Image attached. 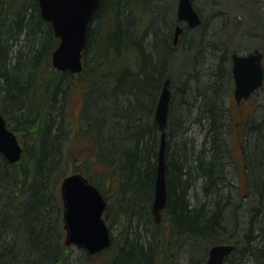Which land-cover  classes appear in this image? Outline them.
I'll list each match as a JSON object with an SVG mask.
<instances>
[{
    "label": "trees",
    "instance_id": "16d2710c",
    "mask_svg": "<svg viewBox=\"0 0 264 264\" xmlns=\"http://www.w3.org/2000/svg\"><path fill=\"white\" fill-rule=\"evenodd\" d=\"M230 1L242 3L230 10L233 23L226 39L218 32L206 37L203 19L187 28L174 48L170 33L162 32L170 31L173 0H148L159 20L146 32L134 27L136 20L147 19L142 0H111L113 14L106 17L102 13L109 0H102L95 14L98 28L88 34L85 67L73 74L52 65L60 40L42 18L38 0H0V101L5 115L16 114L15 128L32 136L35 131L33 144L25 140L19 162L10 163L0 152V264H72L64 240L61 182L55 175L60 168L68 170L71 157L76 160L71 172L85 174L108 200L107 219L123 223L108 264H179L180 250L187 264H206L208 249L225 240L221 234L232 222L243 230V239L225 264H264V118L248 125L244 135L247 191L240 203L230 194L235 183L227 165L232 150L225 120L231 107V52L239 50L230 44L264 35V4L255 9L246 6L249 0L221 3L229 6ZM233 24L238 31L230 30ZM168 74L173 92L166 145L168 204L157 223L152 204L161 129L155 112ZM73 84L82 92L85 127L77 132L80 149L68 147L61 156L66 144L58 118ZM195 125L203 130L200 138L191 133ZM243 218L250 224L242 229ZM115 240L113 234L112 245ZM84 252L90 260L97 255Z\"/></svg>",
    "mask_w": 264,
    "mask_h": 264
},
{
    "label": "water",
    "instance_id": "95a60500",
    "mask_svg": "<svg viewBox=\"0 0 264 264\" xmlns=\"http://www.w3.org/2000/svg\"><path fill=\"white\" fill-rule=\"evenodd\" d=\"M41 15L50 21L55 35L60 38L59 45L52 53L53 65L62 71L79 72L83 68V50L87 44L90 21L101 0H38ZM178 17L189 27L201 24V17L192 0H179ZM183 26L176 28L174 42L177 43ZM264 53L255 49L248 54L233 53V74L235 78V97L238 102L248 98L264 83ZM171 80L163 84L156 109V121L162 131L159 162L155 184L152 214L161 222L162 211L168 204L166 145L172 99ZM0 151L10 162L21 158L23 148L14 131L7 127L0 107ZM61 193L64 200V221L67 229L66 244H76L90 253H97L112 244L111 229L103 217L107 200L101 191L83 173L66 176L62 182ZM235 246L217 244L210 249L208 264H222Z\"/></svg>",
    "mask_w": 264,
    "mask_h": 264
},
{
    "label": "rangeland",
    "instance_id": "374dc122",
    "mask_svg": "<svg viewBox=\"0 0 264 264\" xmlns=\"http://www.w3.org/2000/svg\"><path fill=\"white\" fill-rule=\"evenodd\" d=\"M127 1H129L130 3L131 0H126V2ZM178 1L179 0H173V9H174L175 17H176V12H177L176 8L178 5ZM221 1L223 0H194L196 6L200 9V12L205 21V24H204L205 30L203 32L208 33L206 37L209 36V34H211L212 32H218V35L220 37L225 38L227 36V33L229 32L228 25L231 22L233 23V18L230 16V10L234 8V6H236L238 3L240 4L242 3L240 1L237 3H235V1H230L231 3L229 4V6L228 5L225 6V5H222L223 3H221ZM148 3H149L148 0H142L140 10H141V13L143 14V17L147 19H145L144 21L140 23L138 22V20H136L134 27H136L137 32H146L147 28L152 24L153 19L150 21V18H151V13L154 14V12L152 9H149L150 7ZM261 4H264V0H249L246 6H249L250 8L252 6L253 8L256 9V8H259ZM262 11L264 10L262 9ZM138 13L139 12L135 11L134 16L136 18H138L137 16ZM250 14L253 16L255 14V11L253 10L250 12L249 11L246 12L247 17H250ZM131 17H133V15H131ZM99 21L96 22L95 27L98 26ZM243 23L246 24V22H243ZM263 26H264V21H263ZM238 28L239 27L236 26V24H233L232 26H230V30L232 32L238 31ZM117 30L118 28L116 27L114 31H117ZM149 35H150V38L153 37L151 33H149ZM230 46L232 48H236V47L239 48L238 51L242 53L248 52L255 48H260L261 50L264 51V35L255 33L254 35H251L249 38L245 40H240V38H238L236 41H234L233 44H230ZM69 93L70 95H68L69 98H68V101H66L67 103H65V108L63 107V117L58 118L59 120L63 119L62 121L63 146H64V143L66 144L65 148L64 147L61 148V152H60L61 156L64 154L63 150H66V148L68 147L75 148L76 146V149H80V148H77V146H79L78 140H77V135H78L77 132L78 130H80V127L81 129L85 127L84 122L82 120L84 102H83L81 89H78V87H75V85L73 84L70 88ZM228 100L231 106L230 115L228 116L229 119L227 120L226 118L225 120L227 122L226 124L227 131H229V133H227V140H228V143H230L232 153H231V157L229 156V161L227 165H228V171L230 174V178L235 183V185L231 186L230 188V194L235 203H240L241 200L242 201L244 200L242 198H243V195L247 191V177L245 175V159H244L245 151H244V148L242 147L243 142H244V135H245L248 125H250L254 121H260L262 118H264V86L261 89H259L258 92L254 94V96H252L248 100L243 101L241 104H237L236 100H234L233 88H232V91L229 94ZM58 104L61 105L60 100L57 102V105ZM35 105H33L32 107L34 111H37V107ZM228 113L229 112L227 111V114ZM13 120L19 123L18 118H13ZM11 123L15 125L14 122L11 121ZM28 128L32 129V126H29ZM202 131L203 130L202 128H200L199 125H195L191 133L199 135L198 138H200V136H202L203 134ZM34 132H33L34 136H32L31 132L29 133L28 131H21V130H19L18 134L21 136V139L23 141L27 140V138H31V141L29 139L30 144H33L32 140L35 137ZM254 135L255 134L251 136L253 141L255 137ZM75 139H76V142H75ZM69 162H70V167L68 168V170L64 171L60 168L61 171L59 169L57 170V173L55 174L57 179L60 182L62 181V178L64 175L63 173L68 174L69 172L72 171V169L74 170L76 160L71 157ZM255 198L256 197L252 196L250 199V202L252 203V205L255 203L254 202ZM203 199L204 198L201 195L197 201H199L200 203L202 202ZM245 208H249V207H245ZM243 215L244 214H242V217ZM108 220L111 225L112 224L111 219L109 218ZM244 220L246 219L243 218L240 223V225H242V229L244 225L247 228V225L249 226L250 224V219L246 220V222ZM122 224L117 223V222L112 224L111 229H112L114 236H116V240L114 243L115 245L113 244L110 248L106 249L100 254H97L96 257L92 258L91 260L89 259L90 257L85 254L84 249L78 246H75V245L70 246V253L72 254V258H73L72 260H70L71 263L72 264H108L111 258L113 257V254H115L118 243L121 239L120 236H123L121 234V232H123ZM233 224H234L233 222L229 223L227 225L226 231H224L223 234H221L223 239H225L223 240V243H232L233 240H234V243H237V241L243 239L242 234H241L243 233V230H241L242 232L237 230V228H235ZM254 233H256L255 230L253 234ZM226 236H232L231 237V239L233 238L232 241L226 240ZM182 251L183 250H180L179 252L180 254L179 264H187L188 263L187 259L184 256V252ZM208 255L209 254L207 252L205 263H207V258L209 257Z\"/></svg>",
    "mask_w": 264,
    "mask_h": 264
},
{
    "label": "bare ground",
    "instance_id": "6f19581e",
    "mask_svg": "<svg viewBox=\"0 0 264 264\" xmlns=\"http://www.w3.org/2000/svg\"><path fill=\"white\" fill-rule=\"evenodd\" d=\"M137 0H135V2H136ZM111 2V0H109V2H107L106 4H105V10H104V13H103V16L105 17V16H107V15H109V14H113V10L111 9V7H112V3H110ZM131 3H133L134 2V0H131L130 1ZM115 12V11H114ZM115 14V13H114ZM153 20H152V25L155 27V25L158 23V20H159V18H158V16L154 13L153 15ZM170 22H171V26H170V31H162V32H169L170 33V38H171V44H172V46L174 47V48H177L178 46L175 44V42H174V33L175 32H173L174 31V29L177 27V24H178V21H177V19H176V17L174 16V11H173V13H171V18H170ZM118 26V23H117V25L115 26V28ZM157 26V25H156ZM150 32H153V31H150ZM234 52H236V50H234V51H232L231 52V58H232V55H233V53ZM169 75V74H168ZM176 77L175 78H180V72H176ZM168 78H171V76L169 75V76H167ZM171 80V79H170ZM231 85H233V83H232V79L229 81V83H228V86H227V89H229V92H231L232 91V87L233 86H231ZM161 90H162V88H161ZM161 90H160V93H159V97H160V94H161ZM158 97V98H159ZM180 104H182L181 102H180ZM227 104H228V106H229V100H227ZM7 113V112H6ZM182 114H183V112L182 111H180V115L182 116ZM6 116L8 117V119L10 120V121H12V122H14V123H16L17 124V122L16 121H14L13 120V118H17V116H16V114H14V112H13V114H6ZM18 125H21V124H18ZM10 130H12V129H10ZM166 137H167V134H166ZM29 139L30 138H27V142L29 141ZM161 140H162V131H161ZM160 146H161V141H160ZM159 150H160V148H159ZM158 162H159V155H158Z\"/></svg>",
    "mask_w": 264,
    "mask_h": 264
},
{
    "label": "flooded vegetation",
    "instance_id": "af4514ba",
    "mask_svg": "<svg viewBox=\"0 0 264 264\" xmlns=\"http://www.w3.org/2000/svg\"><path fill=\"white\" fill-rule=\"evenodd\" d=\"M194 1V0H193ZM179 2V1H178ZM101 3H102V0H101V2H100V5H99V7L97 8V10L100 8V6H101ZM105 8V7H104ZM177 12H176V19H177V21H178V24H179V20H178V5H177ZM97 10L95 11V13H94V15H93V17H92V19H91V22H90V26H89V32L90 31H96L97 30V28L98 27H95L96 25V22H97V19H95V14H96V12H97ZM103 13H104V10H103ZM102 13V14H103ZM199 13H200V16H201V18H202V20H203V16H202V14H201V12H200V10H199ZM104 17V16H103ZM106 17V16H105ZM177 24V25H178ZM181 24H184V23H181ZM176 29V28H175ZM175 29H174V31L173 32H175ZM174 37H175V33H174V35H173ZM233 89H234V80H233ZM254 96V95H253ZM1 107H2V104H1ZM2 110H3V108H2ZM3 114H4V112H3ZM4 117H5V119H6V123H7V127L9 128V129H12V131H14V133L17 135V138H18V140H19V142L21 143V145H22V147H23V153H24V150H25V141H23L22 139H21V136L18 134V132H19V129H17V128H15L14 126H13V124L11 123V121L8 119V117H6V115L4 114ZM2 153V152H1ZM3 154V153H2ZM4 156H5V154H3ZM6 157V156H5ZM7 158V157H6ZM7 160L9 161V159L7 158ZM10 162V161H9ZM11 163V162H10ZM233 239V238H232ZM230 244H233L235 247H234V249L233 250H235V248H236V244L237 243H234V240L232 241V243H230ZM208 254H209V251H208ZM230 255V254H229ZM229 255H227L226 257H225V261L222 263V264H225L226 263V261H227V258L229 257ZM207 264V263H206Z\"/></svg>",
    "mask_w": 264,
    "mask_h": 264
}]
</instances>
